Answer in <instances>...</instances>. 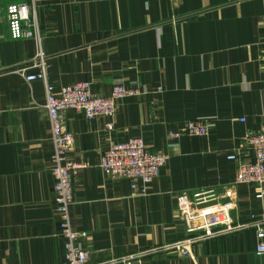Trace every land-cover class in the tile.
Returning <instances> with one entry per match:
<instances>
[{
	"label": "crops",
	"instance_id": "obj_1",
	"mask_svg": "<svg viewBox=\"0 0 264 264\" xmlns=\"http://www.w3.org/2000/svg\"><path fill=\"white\" fill-rule=\"evenodd\" d=\"M29 1L0 0V68L35 53L32 40L10 38L5 18L8 5ZM36 12L56 90L89 82L108 96L120 82L138 91L112 120L63 115L79 166L71 224L86 233L91 264L264 215L259 189L235 184L236 163L226 159L237 152L252 162L245 137L264 129V0H39ZM44 103L41 81L0 76V264L64 261ZM188 120L207 123L208 134L177 135ZM131 137L168 158L144 194L98 166L109 143ZM256 246L243 230L195 244L190 257L142 264H264Z\"/></svg>",
	"mask_w": 264,
	"mask_h": 264
},
{
	"label": "built area",
	"instance_id": "obj_2",
	"mask_svg": "<svg viewBox=\"0 0 264 264\" xmlns=\"http://www.w3.org/2000/svg\"><path fill=\"white\" fill-rule=\"evenodd\" d=\"M39 0L29 3H13L6 7L5 18L9 36L13 40L28 39L35 44L34 55L26 61L0 68V76L15 74L27 84L41 81L44 85V107L48 114L50 141V175L54 193V211L59 223L58 235L62 239L64 261L61 264H91L90 252L83 247L85 232H78L71 224L70 210L74 204L72 177L78 170L77 165L69 159L72 137L64 129L63 115L66 111L81 114L87 120L115 116L117 104L126 98L136 96L138 91L117 82L108 96L92 92L89 82H79L62 86L58 90L48 80L49 58L43 50V36L38 27L36 10ZM244 122L243 118L239 119ZM112 129L110 123L107 124ZM207 123L188 120L182 124L179 134L190 137H203L208 134ZM243 147L253 155L252 162H241L238 153L229 154L226 159L236 163L235 184H250L259 189L256 198H264V129L245 137ZM167 156L147 151L139 137H131L124 142L109 143L99 159V168L107 179L123 180L130 188L140 194L146 192L147 186L159 176L167 163ZM253 230L257 240L256 253L264 255V215L252 214L244 223H229L224 226L215 224L213 228L195 232L187 237L160 246L141 250L120 258H113L101 264H142L150 257L160 255H177L190 257L192 246L216 237L243 230Z\"/></svg>",
	"mask_w": 264,
	"mask_h": 264
}]
</instances>
